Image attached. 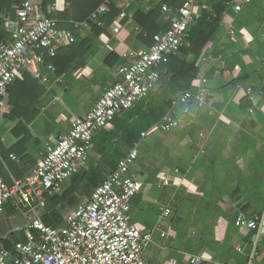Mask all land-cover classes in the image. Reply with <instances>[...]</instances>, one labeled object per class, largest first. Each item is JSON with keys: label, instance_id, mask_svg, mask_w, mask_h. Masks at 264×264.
<instances>
[{"label": "crops", "instance_id": "0c3cea01", "mask_svg": "<svg viewBox=\"0 0 264 264\" xmlns=\"http://www.w3.org/2000/svg\"><path fill=\"white\" fill-rule=\"evenodd\" d=\"M26 1L42 6L46 14L57 21L58 29L72 33L71 42L62 48L75 44L79 47V52L84 51L83 59L78 61L80 67L72 69L70 77H56L54 67V71H51L48 66L51 63L46 62L43 72L49 76L50 82L47 86L39 83L45 91L38 117L43 115V112L48 113L54 101L68 94L70 100L72 97H78L81 103L74 105V108L81 112L78 117H84L105 90L120 80L116 72L118 66L130 61L125 55L130 52L138 53L147 48L136 38L134 24L128 23L138 10L147 13L156 8L159 12L160 27L166 28L161 14L163 0H114L113 3L120 11V16L124 14L119 23L127 18L128 22L125 26L112 24L107 28L106 33L97 37L92 32V25L75 28L74 24L85 21L102 0H46L45 3L44 0ZM243 10L250 18L238 33L240 42L234 44L230 41L229 46L227 45L224 37L227 36L225 24L231 25L233 19L226 14L215 45L208 44L199 59L198 77L205 78L207 82L203 88L196 90V93H201L203 100L194 99L190 102L189 107L194 113L184 118V123L179 128L168 132L160 131L163 133L161 137L165 138L162 141L167 152L164 159L168 160L170 157L174 162L173 167L168 168L165 163L157 162L158 165L153 170L144 173L139 156L133 166V171L143 187L140 194L141 203L132 204L130 216L134 224L152 233L153 242L143 254L147 264H164L170 260L176 261V264H187L188 256H192L172 246L175 233L172 230L170 216L169 219H165L159 215L164 208H168L173 213V207L178 203L181 205L186 198L190 201L200 198L198 209L192 211V219L203 218L202 221L214 223L212 229L214 237L219 240L223 239L227 222L231 218H234V223H239L241 221L239 217L249 219L263 215L264 202L257 206L253 200L248 202L244 195L239 194L236 199L229 196L230 192L237 189L250 195L252 194L249 190L264 189V185L258 186L254 181L257 174H264L259 172L260 169L264 171V148L260 149L263 154L262 167L256 165L255 157L249 154V145L253 143L256 134L264 129V0H254L253 3L244 6ZM253 21L258 24L255 26ZM114 27L119 28L117 34L113 32ZM234 50L238 52L234 53ZM240 50L245 53L241 55ZM111 53H116L122 62H115L111 66L106 64L105 58ZM56 79L61 82L55 83ZM248 90L250 94L246 95ZM82 104L87 107L80 109ZM170 109L175 114H179L182 106L177 105ZM9 111L10 106L5 99L4 105L0 108V175L7 185H11L13 180L24 179L32 172L43 158L46 146L52 145L58 137L67 134L69 126L73 123L67 122L66 127L63 126L64 117L61 113H57L55 117L56 120L59 119L58 126L50 129L41 139L42 136L34 128L38 119L36 117L27 126L30 132L28 139L25 138L23 125L17 128L18 121L6 119ZM110 129L111 126H108L105 131L109 132ZM147 132V136L141 140V153L144 148L151 149L150 147L154 145L150 143L145 145L150 134L155 133L151 129ZM98 138L99 136L95 134L87 163L82 169L83 172L94 174L96 182L91 186L88 195L80 196L73 207L65 205V211H60L62 220L64 212L87 202L95 187L112 170L113 165L110 166L109 157L102 154ZM179 147L185 153L182 157L175 153V149L180 151ZM171 149H173L172 153ZM256 167L258 169H255ZM154 171L159 172V181L147 184L150 173ZM166 176H170L171 181L168 186L162 187L161 184ZM223 177L226 178L225 181ZM65 186L67 184H64L59 192ZM180 197L183 201L179 199ZM211 203L214 208L209 212L207 208ZM201 206L205 209L201 210ZM243 206H249L250 209L245 212L239 211ZM224 207L226 211L230 209L229 218L223 216ZM235 211L238 212L236 217ZM263 219L264 216L262 222ZM175 221L180 220L177 217ZM26 225L24 211L17 210L9 202L6 203L0 209V248L7 243L11 249L16 241L24 240ZM237 227L240 236L249 232L240 223ZM248 252L249 248L246 255ZM192 258L205 259L204 261H210V264H220L213 261L210 253L205 250L197 252ZM199 262L200 260L190 264ZM256 263L264 264V250L259 253L254 264Z\"/></svg>", "mask_w": 264, "mask_h": 264}, {"label": "built area", "instance_id": "2783aa9c", "mask_svg": "<svg viewBox=\"0 0 264 264\" xmlns=\"http://www.w3.org/2000/svg\"><path fill=\"white\" fill-rule=\"evenodd\" d=\"M163 1L161 14L165 30L153 36L149 47L125 55L130 61L118 66L116 72L120 80L105 90L84 117L74 119L67 134L46 146L43 158L24 179L13 180L7 185L0 175V209L12 202L17 210L24 211L27 221L25 239L16 241L11 249L0 248V264H147L143 254L153 242L152 233L134 224L130 211L131 201L142 187L133 166L140 142L148 132L141 133L140 141L119 159L115 169L93 190L87 202L63 213L61 226H47L42 215L47 197L58 193L69 178L85 167L94 135L106 130L115 116L132 109L136 102L155 92L160 84L158 69L164 56L177 54L188 26L204 13H212L209 0H186L178 10L171 7L174 0ZM113 2L102 0L85 21L75 23L74 27H102L103 18ZM253 2L237 0L232 4V11L239 13ZM121 15L116 24L124 16ZM0 20L8 36L6 41H0L1 108L9 84L23 73H29L41 85L49 84V76L43 72L46 58H54L61 47L71 42L73 35L58 29L55 19L47 16L41 6L29 1L20 4L14 17L0 13ZM113 32L117 34L119 28L114 27ZM228 33L234 35L232 28ZM48 66L54 71L52 65ZM206 82L205 78L197 79L193 86L200 89ZM194 99L202 101L203 95L189 91L179 94L172 108L181 105V112L175 114L171 110L151 131L168 132L179 128L184 118L194 113L189 107ZM170 181V176H166L161 186H168ZM169 213L170 210L164 208L161 218ZM262 216L239 217L245 229L254 231L244 264L255 263L264 231ZM199 260L201 258H192L191 263ZM164 264H176V261Z\"/></svg>", "mask_w": 264, "mask_h": 264}, {"label": "trees", "instance_id": "16d2710c", "mask_svg": "<svg viewBox=\"0 0 264 264\" xmlns=\"http://www.w3.org/2000/svg\"><path fill=\"white\" fill-rule=\"evenodd\" d=\"M25 1L26 0H0V13L10 14L14 17L20 4ZM185 1L186 0H174L172 7L178 10ZM235 1L237 0H209L208 4L210 5L212 13H204L199 20L192 22L188 26L182 38V46L179 48L177 54H166L164 56L158 69L160 85L157 90L150 93L146 98L136 102L132 109L115 116L109 124V126H111L109 132L102 130L97 133L101 152L104 156L109 157L108 164L110 166L113 165L111 166L112 170L115 169L119 159L124 157L136 142L140 141L141 133L149 131L162 120L168 110L173 107L172 102L176 96L185 91H189L192 94L196 93L198 88L193 86V83L197 79H201L198 77L199 59L208 44L213 43V45H215L218 35L222 30V22L226 14L232 17L233 22L231 25L225 24L227 34V36H224L225 41L228 46L230 41L234 42V44L240 42L238 33L242 27L246 26V21L249 20L250 17L243 9L239 13H234L232 11V4L235 3ZM45 2L46 0H44V3ZM42 9L44 10L43 7ZM44 12L46 13L45 10ZM47 16H49V14ZM119 17L120 11L117 9L116 4L112 3L108 13L103 18V26L97 27L92 25V32L95 34V37L99 34L106 33L107 28L112 24H116ZM158 21L159 12L156 8L147 13L138 10L131 17V22L136 27V38L146 47H149L153 43L154 35L165 30V28L163 29L160 27ZM127 22L128 18L122 20L119 24L125 26ZM253 24L256 26L258 23L253 21ZM229 28H232L234 31L233 36L228 33ZM257 28L259 29V27ZM7 39L8 36L0 20V41H6ZM239 53L243 54L245 52L240 50ZM83 56L84 51L79 52V47L72 44L66 46V48L61 47L57 51L56 56L52 59L46 58V62L51 63L54 67L56 77H70L72 69L80 67L78 61H81ZM120 59L119 56H116V53H111L105 58V62L111 66V64L115 62H122ZM60 82L61 81H59V83ZM44 91L45 88L27 72L12 81L7 88L6 99L10 106V111L6 115V119L18 121L17 128L23 125L25 127V138L30 139V132L27 126L30 125L41 112ZM140 143L139 154H141L142 147V142ZM83 171L84 170L81 169L77 174L69 178L64 183L67 184V186H65L61 192L47 197V203L42 215V220L47 226L57 227L61 225L63 220L60 211H65V205L71 208L78 201L80 196L84 194L88 195L91 186L96 182V176L92 173ZM158 173L157 171L150 173L147 184L154 183L155 181L158 182L160 175ZM140 194L141 190L132 199L131 208L132 204L141 203ZM229 194L232 199H236L239 194L244 195V198L248 200V202L252 199V195L238 189ZM179 199L183 201L182 197ZM200 202V198L194 201H190L186 198V201L182 202L181 205L178 203L173 207L170 221L172 222L171 225L175 233V238L172 239L173 245H171L176 249H182L183 252L192 255L188 256L187 264H190L192 260L191 257L195 256V254L201 250L210 253L212 260L220 264H244L246 261V251H248L251 245L254 231L250 230L244 236H240L237 227L239 223H234V218H231L227 222V228L223 239L219 240L215 238L212 230L214 223L211 224L209 221H202L203 218H196L197 220L192 219V211L195 208L198 209ZM9 203L12 204V202ZM202 208L201 206V210ZM213 208L214 205L211 203L207 211L210 212ZM249 209V206H243L239 211L245 212ZM228 213L229 212L224 210L223 216L228 217ZM161 214L162 211L159 215L161 216ZM234 215L236 217L238 212L235 211ZM177 217L180 221H175ZM188 231L192 233L189 234ZM260 240V247L258 250L261 254L264 250V236L263 238L261 237ZM3 248L9 249L10 246L5 243ZM204 260L205 259H201L198 264H210V261L207 262Z\"/></svg>", "mask_w": 264, "mask_h": 264}, {"label": "rangeland", "instance_id": "374dc122", "mask_svg": "<svg viewBox=\"0 0 264 264\" xmlns=\"http://www.w3.org/2000/svg\"><path fill=\"white\" fill-rule=\"evenodd\" d=\"M236 52H238V51L234 50V53H236ZM241 55H243V54H241ZM78 103H81V102H79L78 97H76V96L72 97L70 100L69 94L64 96V97L62 96L57 101H54L51 104V106H52L51 109L49 111H47L48 113L43 112L42 113L43 115H40L38 117V119L35 121V123H37V124L34 126V128L42 136L41 139H43V137L46 136V134L48 133V131H50V129H55L56 125L59 124V119L56 120V117H55L57 115V113L58 114L61 113V115H63V117H64L63 121L64 120L65 121L62 123L63 126L66 127L67 122H69L71 124L73 122V120L75 119V117H78V115H80L79 113H81L80 111H77L74 108V105H78ZM86 107L87 106L84 107V104H82L80 106V109H85ZM53 114H54V116H53ZM159 132L160 131H155V133H151L145 142L146 146L149 143L151 145L154 144L153 146L150 147L151 149H149V148L145 149L144 148L142 153L139 154L140 165H141V167H143L142 170H144V173H147L148 171L153 170L158 165L157 162L165 163V166L168 168H171L174 165L173 160L169 156H168L169 157L168 160L164 159L167 156L166 148L162 144V141L165 138L161 137L163 135V133H161V132L159 133ZM261 132H263V133H261ZM153 141L155 143L158 142L157 144L160 146H157V144L155 145V143H153ZM249 147H250V151H249L250 156L255 157L254 160L256 162V165L262 167L261 164L263 161V154H262V151H260V149L264 148V129L256 134L253 143L250 144ZM176 148H178V147H176ZM179 150L180 151L175 149V153H177L179 155V157H182L185 153L181 150V147H179ZM170 152L172 153L173 149H171ZM255 169H258V168L256 167ZM259 172H264V171H262V169H260ZM223 180L225 181L226 178L223 177ZM254 181L258 186H263L264 185V174H262V173L257 174L256 177L254 178ZM255 186H254V188H255ZM142 187H143V184H142ZM249 191L252 194L251 200L255 201L257 206L262 205V203L264 202V189L260 188V189H253V190H249ZM224 209L226 210L225 207H224ZM227 212H229V210ZM170 214H171V212H170ZM170 214H168V216L165 217V219H169ZM263 233H262V236H263ZM259 247H260V243H258V249H259ZM249 249H250V247H249ZM259 253L260 252L258 250V255H259ZM258 255H257V257H258ZM257 257L255 258V262L257 260Z\"/></svg>", "mask_w": 264, "mask_h": 264}, {"label": "water", "instance_id": "95a60500", "mask_svg": "<svg viewBox=\"0 0 264 264\" xmlns=\"http://www.w3.org/2000/svg\"><path fill=\"white\" fill-rule=\"evenodd\" d=\"M262 226H263V228H264V219H263V222H262Z\"/></svg>", "mask_w": 264, "mask_h": 264}]
</instances>
